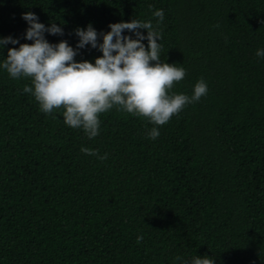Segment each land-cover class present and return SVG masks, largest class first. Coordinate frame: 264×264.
<instances>
[{
	"label": "trees",
	"instance_id": "1",
	"mask_svg": "<svg viewBox=\"0 0 264 264\" xmlns=\"http://www.w3.org/2000/svg\"><path fill=\"white\" fill-rule=\"evenodd\" d=\"M157 10L160 62L186 71L170 94L191 96L201 78L208 90L156 140L154 125L115 108L89 140L0 68V264H264V0H0V39L19 41L0 47V64L32 43L25 13L94 63L102 54L76 49L77 28L156 27Z\"/></svg>",
	"mask_w": 264,
	"mask_h": 264
},
{
	"label": "clouds",
	"instance_id": "2",
	"mask_svg": "<svg viewBox=\"0 0 264 264\" xmlns=\"http://www.w3.org/2000/svg\"><path fill=\"white\" fill-rule=\"evenodd\" d=\"M156 27L151 21L120 22L108 25L110 31L100 33L89 24L85 29L77 28L75 35L79 42L76 49L91 46L102 54L94 63L75 62L78 52L67 41L50 44L45 33L62 36L61 27L52 23L49 27L37 22L33 13L22 16L28 23L24 34L31 44H20L18 48H9L6 59L0 68L6 70L12 79H30L31 86L23 88L38 105L39 111L51 115L62 109L63 123L70 128H80L91 140L99 135L100 115L115 108L133 117L154 125L147 137L156 140L158 128L178 115L185 106L200 101L207 94L208 86L201 78L197 81L191 96L170 94L173 86L186 75L183 67L161 63L162 32L158 31L164 20V11L153 13ZM140 30L146 31L142 35ZM125 31L132 36L122 35ZM98 35L102 43H97ZM147 41V46L142 41ZM11 37L0 39V47L18 44ZM256 57H264V49L257 50ZM56 117L53 116V119ZM89 156H97L101 161L108 158L107 153L100 156L99 150L81 148ZM143 236L137 237V243ZM176 260H181L177 256ZM191 264H214V260L205 256L195 257Z\"/></svg>",
	"mask_w": 264,
	"mask_h": 264
}]
</instances>
